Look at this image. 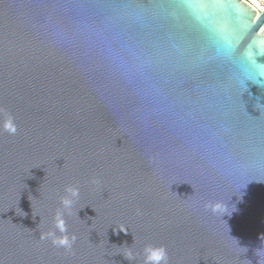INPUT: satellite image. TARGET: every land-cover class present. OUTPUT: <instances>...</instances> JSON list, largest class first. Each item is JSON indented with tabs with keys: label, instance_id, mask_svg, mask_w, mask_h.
Here are the masks:
<instances>
[{
	"label": "water",
	"instance_id": "obj_1",
	"mask_svg": "<svg viewBox=\"0 0 264 264\" xmlns=\"http://www.w3.org/2000/svg\"><path fill=\"white\" fill-rule=\"evenodd\" d=\"M177 2L0 0L17 125L0 134V264H142L146 243L168 264H264V88L210 45L239 32L234 59L255 71L264 10L218 0L197 25ZM70 185L66 250L42 234Z\"/></svg>",
	"mask_w": 264,
	"mask_h": 264
},
{
	"label": "clouds",
	"instance_id": "obj_2",
	"mask_svg": "<svg viewBox=\"0 0 264 264\" xmlns=\"http://www.w3.org/2000/svg\"><path fill=\"white\" fill-rule=\"evenodd\" d=\"M218 3V0H178L176 8L177 11L173 12V16L179 19L182 15L190 18L197 25L201 24L203 19L204 10L210 5ZM231 27V25H229ZM240 35L237 32L230 40L226 38L224 31H216L210 38V45L213 55L225 63L233 65L237 72V83L240 87L246 89L247 82H251L261 88H264V65L255 67V71L245 67L248 63L247 58H244L243 65L237 63L234 59L235 53L240 51L241 46L245 41H241V45H236L235 40ZM248 40V37H245ZM235 46V47H233ZM17 125L15 117L4 107L0 106V134L8 133L15 135ZM64 195L59 198L60 207L54 212L51 218V226L49 231L42 234L43 239H51L55 246L63 247L70 250L75 243L76 237L68 235V225L65 215L71 214L76 199L79 197V188L76 186H67L64 189ZM205 211L211 212L213 215L222 213L224 205L221 203H206L204 204ZM120 232L127 234V230L120 226ZM59 233L60 235H57ZM142 264H168V251L164 245H155L146 243L141 252ZM125 259L131 262L134 256L129 250Z\"/></svg>",
	"mask_w": 264,
	"mask_h": 264
},
{
	"label": "bare ground",
	"instance_id": "obj_3",
	"mask_svg": "<svg viewBox=\"0 0 264 264\" xmlns=\"http://www.w3.org/2000/svg\"><path fill=\"white\" fill-rule=\"evenodd\" d=\"M257 10V16L264 10V0H247Z\"/></svg>",
	"mask_w": 264,
	"mask_h": 264
},
{
	"label": "built area",
	"instance_id": "obj_4",
	"mask_svg": "<svg viewBox=\"0 0 264 264\" xmlns=\"http://www.w3.org/2000/svg\"><path fill=\"white\" fill-rule=\"evenodd\" d=\"M246 2H248L247 0H245ZM249 3V2H248ZM250 4V3H249ZM251 5V4H250Z\"/></svg>",
	"mask_w": 264,
	"mask_h": 264
}]
</instances>
